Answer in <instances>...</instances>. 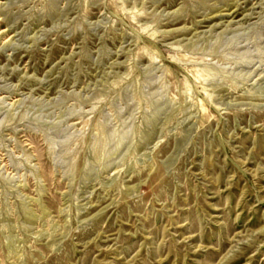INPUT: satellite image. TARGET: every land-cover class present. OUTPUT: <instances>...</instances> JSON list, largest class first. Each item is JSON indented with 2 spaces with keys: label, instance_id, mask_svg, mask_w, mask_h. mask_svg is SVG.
Returning a JSON list of instances; mask_svg holds the SVG:
<instances>
[{
  "label": "rangeland",
  "instance_id": "rangeland-1",
  "mask_svg": "<svg viewBox=\"0 0 264 264\" xmlns=\"http://www.w3.org/2000/svg\"><path fill=\"white\" fill-rule=\"evenodd\" d=\"M0 264H264V0H0Z\"/></svg>",
  "mask_w": 264,
  "mask_h": 264
}]
</instances>
